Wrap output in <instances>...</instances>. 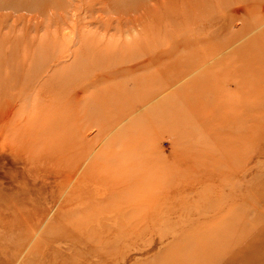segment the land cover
<instances>
[{"label": "rangeland", "instance_id": "1", "mask_svg": "<svg viewBox=\"0 0 264 264\" xmlns=\"http://www.w3.org/2000/svg\"><path fill=\"white\" fill-rule=\"evenodd\" d=\"M0 264H264V0H0Z\"/></svg>", "mask_w": 264, "mask_h": 264}]
</instances>
